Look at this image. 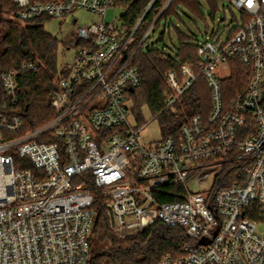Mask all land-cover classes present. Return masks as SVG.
Segmentation results:
<instances>
[{
	"label": "built area",
	"instance_id": "built-area-1",
	"mask_svg": "<svg viewBox=\"0 0 264 264\" xmlns=\"http://www.w3.org/2000/svg\"><path fill=\"white\" fill-rule=\"evenodd\" d=\"M124 1L4 3L1 17L18 24L64 20L81 9L101 20L80 26L74 18L76 32L65 42L75 54L57 79L51 120L17 135L23 121L0 100V264H91L96 191L117 233L143 232L155 222L184 231L180 254L153 264H264V0H228L241 13L238 30L225 40L220 31L206 33L198 62L166 73L159 115L201 77L212 109L192 115L177 136L149 145L140 142L143 126L130 120L132 93L142 82L133 60L152 47L157 28L171 36L164 13L176 0H137L144 7L133 26L121 18L133 0ZM116 6L122 14L107 21ZM237 67L244 87L226 96L224 80ZM30 68L0 70L11 102L18 101L19 72ZM17 157L23 162L16 165ZM229 165L239 167L225 176ZM217 168L210 189H191Z\"/></svg>",
	"mask_w": 264,
	"mask_h": 264
},
{
	"label": "trees",
	"instance_id": "trees-1",
	"mask_svg": "<svg viewBox=\"0 0 264 264\" xmlns=\"http://www.w3.org/2000/svg\"><path fill=\"white\" fill-rule=\"evenodd\" d=\"M4 1V2H3ZM55 1V0H33ZM210 6V18L215 19L219 8L217 0H205ZM0 0V70L11 71L18 69L22 63L34 64L35 68L19 72L18 101L11 102L6 96L0 79V100H6L7 109L13 115H18L23 121L22 130L17 135L33 130L48 122L55 116L52 108V94L57 88V79L66 74V69H58L57 54L61 41L44 27L42 18L26 24H18L4 20L1 15L8 7ZM126 0L120 4L125 5ZM129 9L121 15L132 26L143 10L144 3L133 0L129 2ZM185 9L198 15H204L201 0H176L164 13V17L177 16ZM172 20V19H171ZM234 27L232 33L238 30ZM143 30V29H142ZM178 43L174 54L163 58L162 50L155 48H141L134 56V64L139 68L142 82L132 93V111L139 126L143 122L142 107L147 104L154 114H158L165 106L164 93L168 89L166 73L170 70H179L183 63L196 64L199 60V37L181 31L175 27ZM164 35L161 34L162 40ZM65 47L68 44L63 41ZM242 68L233 69L232 75L224 80V94L232 96L244 87ZM137 107V111H135ZM212 109V92L204 78L196 83L181 97L174 109H166L161 114L163 138L177 136L181 127L194 114L202 112L208 114ZM23 162L18 157L16 165ZM27 167L33 165L26 162ZM239 166L229 165L225 168V176L229 171L235 172ZM231 177V176H230ZM228 178V177H226ZM235 178L218 179L216 186L232 183ZM94 209L96 218L91 236L92 261L91 264H153L165 254H180L183 243L187 240L183 230L155 222L145 231L124 239L118 238L112 231L106 214L103 194L96 191ZM169 200V199H167Z\"/></svg>",
	"mask_w": 264,
	"mask_h": 264
},
{
	"label": "rangeland",
	"instance_id": "rangeland-1",
	"mask_svg": "<svg viewBox=\"0 0 264 264\" xmlns=\"http://www.w3.org/2000/svg\"><path fill=\"white\" fill-rule=\"evenodd\" d=\"M202 1L203 13L204 15H198L193 13L189 9L183 8L180 12V18L177 16H172V21L170 22L171 27V36L168 32L165 33L164 38L161 40V34H163L164 27L161 26L157 28L155 32L152 33L151 38L148 39V44L155 49L164 50L168 54H174L173 50L174 45L178 43L177 32L175 27H178L183 32H187L199 37V41H202L206 37V33L211 34L212 31L222 32L221 38L225 40L231 34V31L234 27L238 25L237 19L241 18V13L230 7L228 0H217L219 4L218 11L214 20L210 18L211 9L210 6L206 3L205 0ZM231 8V9H230ZM122 14V9L118 6L111 8L107 14V21H111L114 16L118 17ZM74 18L77 19V25H86L94 22H100V16L94 12L87 10H77L70 17L66 19H47L44 21L45 29L50 32L52 35L56 36L60 41L61 45L57 54L58 69L62 71L66 65L72 63L75 48L74 47H65L63 41H67L70 38V35L76 32V25L74 24ZM164 24V21H163ZM167 91V90H166ZM137 107L135 111H137ZM175 107V106H174ZM172 107L171 109H174ZM142 118L143 127L140 132V142L144 145H149L152 142L161 140L163 138V130L161 124V115L154 114L150 107L145 104L142 107ZM130 120L134 124H138V121L134 115H131ZM220 171V168L213 169L211 171V177L208 179H203L201 184H191V189L204 190L210 189L213 185V181L216 173ZM112 229V228H111ZM112 231L118 238H126L128 236L135 235L139 232H120L117 233L113 229Z\"/></svg>",
	"mask_w": 264,
	"mask_h": 264
}]
</instances>
